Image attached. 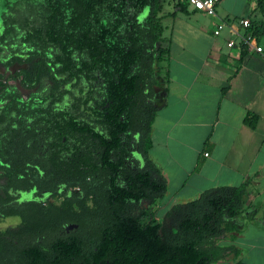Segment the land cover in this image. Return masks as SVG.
<instances>
[{
	"label": "trees",
	"instance_id": "1",
	"mask_svg": "<svg viewBox=\"0 0 264 264\" xmlns=\"http://www.w3.org/2000/svg\"><path fill=\"white\" fill-rule=\"evenodd\" d=\"M158 3L41 0L27 11L2 12L0 43L14 54L8 64L27 63L17 72L22 85L34 88L44 79L52 81V102L72 93L62 86H80L79 95H73L78 109L97 93L103 106L99 122L107 132L64 115L55 129H44L54 131L62 145L65 136L70 143L52 153L47 171L59 173L79 189L54 201L16 204L12 196L1 199L0 214L18 215L21 224L0 231V264H215L228 252L237 254L236 245H222L217 239L227 233L234 238L231 233L239 231L234 218L246 210L248 181L206 189L197 198L169 205L162 217L157 212L161 205L153 211L140 205L143 199L159 201L167 189L148 156L158 112L154 98L167 90L170 76L171 38L164 35ZM148 6L149 15L141 19ZM256 6L264 16V0H257ZM176 7L189 12L190 3L179 0ZM248 33L264 42V17L260 22L250 19L244 28ZM239 47L241 57L249 51L244 40ZM5 100L0 158L25 163L39 147L37 112L44 108L20 100L16 93ZM257 118L248 112L245 121L255 126ZM132 141L144 159L142 165L130 159L136 148ZM202 163L200 158L195 170ZM66 223L77 226L65 233Z\"/></svg>",
	"mask_w": 264,
	"mask_h": 264
},
{
	"label": "crops",
	"instance_id": "2",
	"mask_svg": "<svg viewBox=\"0 0 264 264\" xmlns=\"http://www.w3.org/2000/svg\"><path fill=\"white\" fill-rule=\"evenodd\" d=\"M167 1L170 8L164 6ZM178 1L159 0L157 6L164 28L168 18L171 25V35H166L171 38L169 83L154 98L158 112L148 149L166 180L158 202L163 210L197 198L206 189L248 181L246 210L234 218L239 231L231 233L234 238L218 237L222 245H236L237 254L228 252L218 263L264 264V53L249 50L241 57L239 43L227 45L231 36L240 41V18L222 19L231 36L223 34L225 26L216 35L217 27L192 21L193 15L204 12L191 6L185 12L176 7ZM5 10L6 0H0V34ZM145 10L150 12V6L140 18ZM202 39L205 44L196 45ZM248 112L258 116L255 126L245 121ZM200 158L202 166L195 170Z\"/></svg>",
	"mask_w": 264,
	"mask_h": 264
},
{
	"label": "flooded vegetation",
	"instance_id": "3",
	"mask_svg": "<svg viewBox=\"0 0 264 264\" xmlns=\"http://www.w3.org/2000/svg\"><path fill=\"white\" fill-rule=\"evenodd\" d=\"M22 64L24 65L27 63ZM25 67H27V65ZM47 81H49L47 84L50 83L52 85V81ZM81 85L85 87V90L88 88L85 81H83ZM50 86L46 89L47 94L44 97H41L39 101V107L44 108L37 112L38 118L41 119L40 124L36 127V129L39 130V147L31 151V160L22 163V160L17 158L11 163L5 162L0 158V178L5 179V188H3L0 193L5 196H12V201L16 204L35 201L45 202L47 199L49 201H54L63 198L65 195H72L79 189L78 186L71 185L69 180H65L64 176L59 173H50L47 171V164L51 166L50 158L52 153L60 149L65 150L66 146L70 145V143H66L65 136L63 137L62 145L60 142H57L54 131L46 132L44 129H55L56 120H61V117L64 115V117H73L75 121L88 122L90 126L101 133L107 132L106 130H103L105 129L104 124L99 122L100 118L98 111L103 109V106L98 103L101 99L97 93L94 99H90L86 105L81 104V109H78L77 107L80 105L79 101L76 100L73 95H79L80 86H72L70 84L62 86L71 88L73 94H65L61 104L59 103L61 100L52 102L53 96H48L50 93ZM26 89L31 90V88ZM83 92V99L85 100L86 92L84 90ZM22 101L30 102L31 98L26 97ZM31 121L32 119L29 118L28 122L31 123ZM132 142V147L136 148H132L130 159H137L140 165H142L144 159L137 150L135 141ZM71 146H73V144H71ZM68 224L66 223L63 225L65 233L72 231L74 228L67 227ZM64 231H61L60 233H63Z\"/></svg>",
	"mask_w": 264,
	"mask_h": 264
},
{
	"label": "rangeland",
	"instance_id": "4",
	"mask_svg": "<svg viewBox=\"0 0 264 264\" xmlns=\"http://www.w3.org/2000/svg\"><path fill=\"white\" fill-rule=\"evenodd\" d=\"M41 0H6V10L5 11H27L30 8H34L37 6V4ZM257 0H222L219 5L216 8V15L203 13V14H195L192 16V21L197 24H205L208 29L217 27L221 21L227 18V16L233 17L234 15H237L240 19L249 17V19H255L257 21L263 20V13L260 9H258ZM166 8L169 7V2L167 1L166 4H164ZM225 6V9H224ZM256 7V9H254ZM192 8V7H191ZM254 9V10H253ZM253 10V11H252ZM149 13L148 10H145V12L141 15V18L147 16ZM172 19V18H171ZM223 19V20H222ZM239 19V20H240ZM165 25L169 23L167 27L164 29L165 35H171V25L169 22V18L164 21ZM222 32H224V35L231 36V33L229 32L228 28L225 26L222 29ZM235 42H238L237 37L235 38L231 36ZM205 44L204 39L198 40L196 45L202 46ZM226 46V43H225ZM14 47H17L14 45ZM236 49V48H235ZM4 51H7L6 53ZM11 51L7 48L4 49L0 46V57L4 58V60H1L0 58V110L3 107V104L6 102V96L10 93H16L19 94V97L21 100L25 99L26 97H30L31 101H33L36 105L40 101L41 97H44L46 93V89L51 85L50 83L47 84V79L43 80L41 83H39L35 88H31V90L26 89L23 87L21 82V76L17 75V72L19 69L23 68L22 66H26L27 64L21 65L22 63H18L16 65L8 64V59L12 57ZM22 56H26V54H21ZM23 87V88H22ZM20 91V92H19ZM63 100H61L59 103L61 104ZM4 126V124L0 123V129ZM4 178H0V191L5 188L4 187ZM12 195V194H11ZM4 194L2 195L0 193V200L3 198H7ZM160 202L150 203L147 199H143L141 201V206L145 209L150 208L153 210H158V206ZM165 208H160L157 212L159 213L160 217H162L164 213ZM21 224V217L18 215H3L0 214V231H4L8 228H14ZM225 235H228L225 234ZM219 239H217V242ZM215 264H224L221 262H217Z\"/></svg>",
	"mask_w": 264,
	"mask_h": 264
},
{
	"label": "built area",
	"instance_id": "5",
	"mask_svg": "<svg viewBox=\"0 0 264 264\" xmlns=\"http://www.w3.org/2000/svg\"><path fill=\"white\" fill-rule=\"evenodd\" d=\"M190 3V6L196 10L208 13V14H212V15H216V8L217 5L222 1V0H188ZM250 23V19L249 18H242L240 19V24L245 28L246 26H248ZM227 25L226 22L221 21V23H219L217 25V28L214 30V33L217 35L220 33L221 28L223 26ZM230 26V30L234 31L233 27L231 25ZM239 40H244V42L247 44L249 50H254L256 52L259 53H264V42L261 41L259 42L256 38V36H252L250 33H248L247 35L243 33H239ZM239 41V42H240ZM237 42V43H239ZM234 44H236V42L231 39L227 42L228 46H233ZM206 155H208V152H205Z\"/></svg>",
	"mask_w": 264,
	"mask_h": 264
},
{
	"label": "water",
	"instance_id": "6",
	"mask_svg": "<svg viewBox=\"0 0 264 264\" xmlns=\"http://www.w3.org/2000/svg\"><path fill=\"white\" fill-rule=\"evenodd\" d=\"M76 226H77V224H76V223H71V224H68V226H67V227L73 228V227H76Z\"/></svg>",
	"mask_w": 264,
	"mask_h": 264
}]
</instances>
